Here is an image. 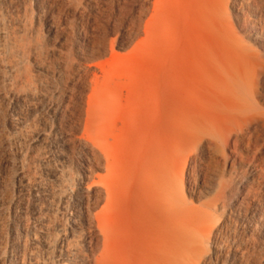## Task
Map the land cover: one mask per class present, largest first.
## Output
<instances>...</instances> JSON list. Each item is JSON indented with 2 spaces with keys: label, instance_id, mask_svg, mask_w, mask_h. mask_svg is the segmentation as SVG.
<instances>
[{
  "label": "bare ground",
  "instance_id": "bare-ground-1",
  "mask_svg": "<svg viewBox=\"0 0 264 264\" xmlns=\"http://www.w3.org/2000/svg\"><path fill=\"white\" fill-rule=\"evenodd\" d=\"M174 1L186 4L188 23L197 25L191 27L192 34L197 37L195 28L200 30L197 44L198 39L194 42L190 35L195 45L200 43V47L196 46L199 50H195L200 56L190 52L188 61L191 59L192 66L206 71V81L212 87L233 98L234 105L224 113L256 133H264V110L256 106L257 102L264 103V0ZM142 2L151 20L162 13L163 0ZM27 4L33 12L30 26L19 15L20 11H28ZM50 11L63 13L64 21L70 20L71 27L61 34L56 47L47 49L36 42V37ZM226 19L241 36L225 33L222 21ZM92 20L83 7L74 6L71 0H0V108L5 117L18 104L35 101L34 92H47L40 97L49 101L54 96V102L49 104L53 103L50 111L58 127L73 116L76 108L81 132L96 134L95 120L101 111L99 76L93 73L85 85L82 81L85 92L78 98L79 92H72L81 81V66L107 52L108 41L99 29L93 32L96 23L92 25ZM46 34L52 36L56 30L47 27ZM206 37L212 39L211 45ZM244 93L256 103L244 105ZM217 111L221 112L219 106ZM8 121L12 125V120ZM42 139L49 137L43 135ZM79 146L87 147L80 143ZM85 150L91 159H96L92 149ZM198 150L206 162L199 180L188 189V198L194 197L200 204L189 207L169 167L153 164L146 173L150 178L143 176L140 198L133 203L124 202L121 263L264 264V155L257 152L252 163L233 154L220 159L217 149H211L209 139L203 140ZM79 171L82 178L73 192L63 185L50 192L57 204L67 205L73 211L68 229L70 239L63 235L50 244L43 233L37 239L24 218H13L0 224V264H117L110 234L101 222L102 212H90L92 205L107 199L110 202L109 195L102 190H89L84 182L91 176L89 165L80 166ZM59 176L54 172L56 179ZM16 177L21 184V168L16 170ZM23 186L30 185L24 182ZM5 205L14 208L18 201L8 198ZM30 210L33 217L38 216L40 208L36 201ZM77 230L82 235L74 236ZM37 240L41 252L35 248Z\"/></svg>",
  "mask_w": 264,
  "mask_h": 264
},
{
  "label": "rangeland",
  "instance_id": "rangeland-1",
  "mask_svg": "<svg viewBox=\"0 0 264 264\" xmlns=\"http://www.w3.org/2000/svg\"><path fill=\"white\" fill-rule=\"evenodd\" d=\"M71 1L91 15L92 25L96 23L93 32L99 29L108 41L105 54L81 66V81L72 88V92H79L78 98L85 92L82 81L85 85L93 73L99 76L101 111L95 120L97 131L92 136L81 132L76 108L73 116L58 127L50 111L53 103L49 104L54 102V96L49 101L40 97L47 92H34L35 101L18 104L7 117L0 108V224L21 217L37 239L40 233L50 244L63 235L70 239L68 229L73 211L67 205L57 204L50 192L62 185L73 192L82 178L80 166L89 165L91 176L84 179L89 190H102L110 198V202L107 199L92 205L90 212H102L101 222L110 234L113 259L124 264V202L133 203L140 198L143 176L150 178L146 174L148 168L153 164L169 167L188 206L196 207L200 203L194 197L188 198V189L193 188L204 171L206 157L198 145L209 139L211 149H217L220 159L233 154L252 163L257 152L264 155V133H256L224 113L234 105L233 98L212 87L206 81V71L192 66L191 59L188 61L192 52L199 58L195 50L200 43L195 44L201 35L198 37V27V38L192 34L191 29L197 25L188 23L184 2L163 0L159 14L162 19L158 16V20H151L142 0ZM27 8L26 13L20 11L19 15L30 26L33 12L30 5ZM46 17L36 42L50 49L56 47L71 22L66 23L60 11L47 12ZM222 26L225 33L241 36L229 19L222 21ZM47 27L56 30V34L47 36ZM190 35L194 42L198 39L195 44ZM206 38L211 45L212 39ZM29 75L33 81V74ZM243 95L244 105H253L250 96ZM256 106L264 110V103L257 102ZM8 120H12V125ZM43 135L49 139H42ZM87 148L96 153L95 160L86 153ZM18 168L24 174L21 184L16 177ZM54 172L59 178L54 177ZM24 182L32 187L21 188ZM8 198L18 201V205L8 208ZM34 201L40 208L36 217L30 210ZM126 213L131 216L130 211ZM77 231L74 236L82 235ZM37 241L35 248L41 252Z\"/></svg>",
  "mask_w": 264,
  "mask_h": 264
}]
</instances>
